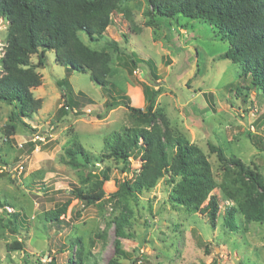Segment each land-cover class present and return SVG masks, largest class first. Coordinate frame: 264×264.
<instances>
[{"label":"rangeland","instance_id":"1","mask_svg":"<svg viewBox=\"0 0 264 264\" xmlns=\"http://www.w3.org/2000/svg\"><path fill=\"white\" fill-rule=\"evenodd\" d=\"M122 10L127 15L115 10L98 42L80 34L85 45L111 58L108 85H116L131 107L142 110L155 91V107L163 109L172 134L203 152L218 185L224 167L209 143L264 177V95L248 88L240 64L219 59L229 45L217 30L183 17L175 22L149 17L146 0H128ZM7 26L0 20V59ZM46 57L45 66L36 69L41 85L32 90L42 108L29 120L9 123L12 130L7 125L12 107L0 103V202L9 204L0 207V219L20 214L16 229L0 228V264H107L116 239L114 221L123 214L127 224L120 264H264V222H247L238 210L240 227L229 231L223 214L236 205L219 186L211 193L219 205L215 227L205 215L175 202L174 184L165 179L136 199L121 198V184L135 178L140 156L129 158L126 171L124 162L105 157L103 139L133 126L129 111L121 104L107 107L109 99L88 73L72 71L66 78L54 53ZM30 61L36 64V55ZM62 94L77 102L75 111L63 106ZM75 141L92 156V164L75 167L63 161ZM101 181L104 196L95 204L85 205L71 194L73 187L91 189ZM67 201L59 225L46 221L45 212ZM14 242L23 243V250L11 249Z\"/></svg>","mask_w":264,"mask_h":264},{"label":"trees","instance_id":"2","mask_svg":"<svg viewBox=\"0 0 264 264\" xmlns=\"http://www.w3.org/2000/svg\"><path fill=\"white\" fill-rule=\"evenodd\" d=\"M126 2L128 0H0V20L8 25L7 43L0 59V103L12 107L8 128L14 130V125L9 123L29 120L42 108L41 99L32 96V90L41 85V76L36 69L45 66L47 52H53L56 63L65 68L66 78L72 71L88 73L89 79L100 86L109 99L107 107L121 104L129 111L133 126L114 130L103 139L105 157L124 162L122 169L126 171L130 169L129 158L140 156L141 164L135 178L121 184V198L136 199L143 191L153 189L161 179H165L168 184H174L172 199L175 202L190 213L205 215L209 224L215 227L219 205L211 193L219 186L236 205L225 209L222 218L224 227L229 231L240 227L238 210L242 211L247 222H264V177L260 173L235 156L226 158L220 147L209 143L210 153L215 154L224 167L223 180L218 185L203 152L172 134L163 109L155 107V91L148 94L147 105L142 110L131 107L129 97L116 85H108L114 72L111 58L108 53L85 45L80 34L92 43L98 42L111 24V15L115 10L127 15V11L122 10ZM146 2L149 17L164 18L169 22L183 17L207 23L217 30L218 38L229 45L219 59L240 64L241 76L249 78L248 88L264 95V0ZM148 24H151V19ZM106 46L118 51L114 43L106 42ZM35 55L37 62L32 64L30 59ZM62 97L66 98L63 106L71 112L75 111L77 102L65 94ZM85 101L90 102L88 98ZM63 159L66 164L75 167L81 163L80 166L92 164L93 160L77 141L65 150ZM104 179L105 173L102 174ZM101 183L91 189L73 187L71 194L85 205L95 204L104 196ZM252 190H256L254 201L250 200ZM3 204L9 205L0 202V207H4ZM68 204L69 201L45 212L46 221L59 225L62 222L59 217L66 214ZM11 216L12 220L0 219V228L16 229L20 214L13 213ZM114 223V251L107 264H120L119 260L125 256L120 239L125 236L127 215H121ZM79 243L80 240H77ZM23 248L24 244L18 242L11 246L18 251ZM67 264H72L71 260Z\"/></svg>","mask_w":264,"mask_h":264}]
</instances>
